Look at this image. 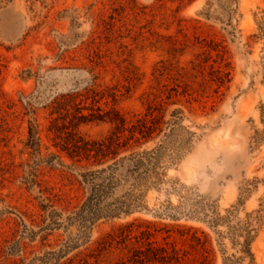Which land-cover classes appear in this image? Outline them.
Listing matches in <instances>:
<instances>
[{"label":"rangeland","instance_id":"374dc122","mask_svg":"<svg viewBox=\"0 0 264 264\" xmlns=\"http://www.w3.org/2000/svg\"><path fill=\"white\" fill-rule=\"evenodd\" d=\"M0 264H264V0H0Z\"/></svg>","mask_w":264,"mask_h":264},{"label":"trees","instance_id":"16d2710c","mask_svg":"<svg viewBox=\"0 0 264 264\" xmlns=\"http://www.w3.org/2000/svg\"><path fill=\"white\" fill-rule=\"evenodd\" d=\"M143 134V133H142ZM142 136H144V135H142ZM145 137V136H144ZM143 154H147L148 152H146V151H144V152H142ZM137 155H139L138 157H137V159H136V161L137 162H141V159H142V156H140V153L139 154H137ZM133 158L134 157H136V155H134V156H132ZM89 199V198H88ZM115 212V211H114ZM100 214V213H99ZM99 214L98 215H96V216H99ZM110 214H112V213H110Z\"/></svg>","mask_w":264,"mask_h":264}]
</instances>
